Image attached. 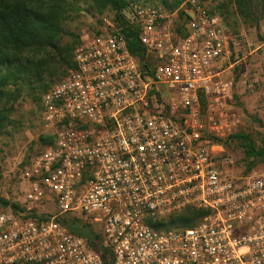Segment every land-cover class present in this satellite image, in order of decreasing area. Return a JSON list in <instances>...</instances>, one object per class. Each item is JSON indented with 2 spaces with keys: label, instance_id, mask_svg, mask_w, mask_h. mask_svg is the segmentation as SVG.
<instances>
[{
  "label": "built area",
  "instance_id": "built-area-1",
  "mask_svg": "<svg viewBox=\"0 0 264 264\" xmlns=\"http://www.w3.org/2000/svg\"><path fill=\"white\" fill-rule=\"evenodd\" d=\"M183 7L184 35L175 14L132 7L153 77L119 29L76 47L75 68L43 97L54 142L26 195L33 205L52 195L58 212L39 221L0 210V264H104L57 221L67 214L100 227L113 264H264V175L229 176L214 151L237 125L223 79L233 34L204 1ZM189 208L211 214L185 229L149 224Z\"/></svg>",
  "mask_w": 264,
  "mask_h": 264
},
{
  "label": "rangeland",
  "instance_id": "rangeland-1",
  "mask_svg": "<svg viewBox=\"0 0 264 264\" xmlns=\"http://www.w3.org/2000/svg\"><path fill=\"white\" fill-rule=\"evenodd\" d=\"M231 1L207 0L210 7L225 5V11H219L224 12L222 15L233 34L231 55L223 63V79L233 83L229 104L236 116L237 125L231 135H244L248 137L249 143L260 149L264 148V16L256 25L255 21L240 16ZM136 3L131 2L121 13L126 22L134 26L132 7ZM183 9L182 4L177 9L166 10L175 14L174 25H178L180 11ZM68 11V16L62 22V45L72 42L76 37L82 40L111 33L118 28L116 12L108 8L100 13L93 0H79L69 6ZM57 58L54 57L55 60ZM63 69L64 66H55V70L48 73L41 84H26L18 101L0 105V109L7 107L10 115L4 127L0 128V210L10 211L12 205L17 204L23 208L36 209L42 218L52 217L58 212L52 195L34 205L26 201V195L33 183L30 177L32 164L46 150L41 137L48 136L41 123L39 98L47 92L44 91L45 86L50 88L65 77ZM11 106L12 111L9 108ZM229 137L215 143L217 147L214 151L220 159L227 161L221 166L223 172L233 177L264 175V162L248 158L245 152L246 140H231ZM4 202L11 205L4 206ZM94 225L96 231L101 233L100 227Z\"/></svg>",
  "mask_w": 264,
  "mask_h": 264
},
{
  "label": "trees",
  "instance_id": "trees-1",
  "mask_svg": "<svg viewBox=\"0 0 264 264\" xmlns=\"http://www.w3.org/2000/svg\"><path fill=\"white\" fill-rule=\"evenodd\" d=\"M78 1L0 0V105L4 102L18 101L26 84H29V86L36 83L41 84L47 74L55 70V66L57 65L64 66L63 75L65 76L70 69L75 68L74 51L81 40L76 37L72 42L62 45V22L68 16L69 6L76 4ZM93 1L100 13L108 8L116 12L118 19L117 29L123 34L129 52L138 61L144 75L153 77L156 71V61L148 55L146 48L142 45L137 26L126 22L121 13L134 1L144 6L156 7L166 11L179 8L185 0ZM202 1L207 4V0ZM231 2L235 5L240 16L245 20L255 21L256 25L264 16V0H233ZM153 3H158L159 5ZM207 6L212 14L219 15L231 30L228 21L223 16L224 12L221 13L219 11L221 9L225 11V5H217L216 7ZM188 20L189 16L185 10H181L178 25H174L178 34H185L184 26ZM55 56L58 57L57 60L54 59ZM48 88V85L45 86L44 91L48 92L51 87ZM43 97L39 98L41 116L43 112ZM203 105H205V102H203ZM9 108L12 111V106ZM9 118L10 115L7 113V107L0 109V128L4 127L5 122ZM228 139L246 140L245 152L248 158L264 162V148L256 149L254 144L249 143L248 137L239 134L231 135ZM41 142H43L46 148L52 147L54 137L42 136ZM10 205L9 202H4V206ZM11 208V211L15 214L26 213L27 217H32L39 221L50 218H42L37 214L36 209L28 211L27 208L20 207L17 204H13ZM210 214L211 211L207 209L189 208L158 220H150L149 224L157 230L185 229L196 226ZM57 221L69 232L84 239L90 249L102 256L104 264H113V251L105 245L101 234L102 231L101 233L97 232L94 223L85 220L83 217L72 216L71 214L60 217Z\"/></svg>",
  "mask_w": 264,
  "mask_h": 264
}]
</instances>
